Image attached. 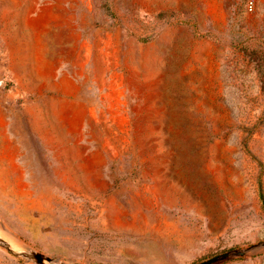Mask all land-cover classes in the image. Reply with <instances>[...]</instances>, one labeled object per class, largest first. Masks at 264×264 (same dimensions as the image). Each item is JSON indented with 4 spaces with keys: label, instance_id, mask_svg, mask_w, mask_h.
Instances as JSON below:
<instances>
[{
    "label": "rangeland",
    "instance_id": "obj_1",
    "mask_svg": "<svg viewBox=\"0 0 264 264\" xmlns=\"http://www.w3.org/2000/svg\"><path fill=\"white\" fill-rule=\"evenodd\" d=\"M247 1L0 0V140L23 156L0 264L264 241V0ZM221 264H264V245Z\"/></svg>",
    "mask_w": 264,
    "mask_h": 264
},
{
    "label": "crops",
    "instance_id": "obj_2",
    "mask_svg": "<svg viewBox=\"0 0 264 264\" xmlns=\"http://www.w3.org/2000/svg\"><path fill=\"white\" fill-rule=\"evenodd\" d=\"M23 191V156L21 140H0V210L14 204L22 209V199L17 193ZM18 203V205H17ZM0 211V217L5 213ZM7 224V221H3Z\"/></svg>",
    "mask_w": 264,
    "mask_h": 264
},
{
    "label": "water",
    "instance_id": "obj_3",
    "mask_svg": "<svg viewBox=\"0 0 264 264\" xmlns=\"http://www.w3.org/2000/svg\"><path fill=\"white\" fill-rule=\"evenodd\" d=\"M0 243L6 247L8 250L13 251L8 244L4 243V241H2L0 239ZM260 245H264V241L261 244H256V245H251L248 248L245 249H232V250H227L224 252H221L219 254H216L214 256H211L207 259L201 260L199 262L196 263H192V264H221L225 261H228L232 258L235 257H241L244 256L246 254L247 251L249 250H253L258 248ZM20 254L24 257H27L29 259H33L36 264H44V263H48V264H63V263H57L56 259L51 257V256H46L40 252H36V251H23L20 252Z\"/></svg>",
    "mask_w": 264,
    "mask_h": 264
},
{
    "label": "built area",
    "instance_id": "obj_4",
    "mask_svg": "<svg viewBox=\"0 0 264 264\" xmlns=\"http://www.w3.org/2000/svg\"><path fill=\"white\" fill-rule=\"evenodd\" d=\"M245 6L247 11H251L253 8V2L251 0H248Z\"/></svg>",
    "mask_w": 264,
    "mask_h": 264
}]
</instances>
